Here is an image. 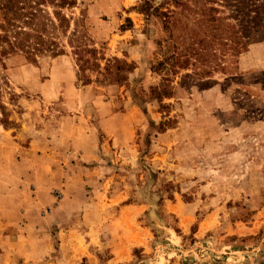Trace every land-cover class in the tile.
<instances>
[{
    "label": "rangeland",
    "instance_id": "obj_1",
    "mask_svg": "<svg viewBox=\"0 0 264 264\" xmlns=\"http://www.w3.org/2000/svg\"><path fill=\"white\" fill-rule=\"evenodd\" d=\"M78 2L96 56L0 47V264H264V13Z\"/></svg>",
    "mask_w": 264,
    "mask_h": 264
},
{
    "label": "trees",
    "instance_id": "obj_2",
    "mask_svg": "<svg viewBox=\"0 0 264 264\" xmlns=\"http://www.w3.org/2000/svg\"><path fill=\"white\" fill-rule=\"evenodd\" d=\"M78 1L0 0L1 55L6 57L22 54L33 63H36L39 57L55 58L64 55L66 54L65 46H62L59 41V34H62L67 36L74 56L81 58L90 55L96 56L97 50L91 48L92 41L87 32L85 11H82V16L78 19L68 18L66 14V11H72L78 7ZM244 1L246 0H232L236 4L233 12L238 15V19L246 15L244 17L250 20V13L253 12L255 13L254 18H251L253 21L264 13V0H247V4ZM49 8L53 9V16L50 15ZM252 21L247 22L252 23ZM72 22H74V28H72ZM128 22L131 23L129 19ZM260 40H264V38H260ZM108 62L110 61L108 60ZM115 62L118 66L123 65L129 71L132 69L131 65L123 61L115 59ZM97 67L100 66L97 65ZM84 78L87 79L86 76ZM167 92L164 89L161 93L165 97H173V94L167 95ZM0 109L5 117L6 108L3 104H0ZM1 122L4 125L9 123L6 120Z\"/></svg>",
    "mask_w": 264,
    "mask_h": 264
}]
</instances>
